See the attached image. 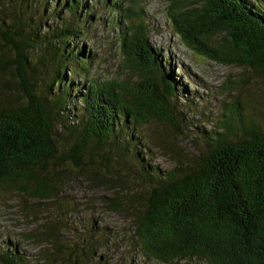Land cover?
<instances>
[{
    "label": "trees",
    "instance_id": "trees-1",
    "mask_svg": "<svg viewBox=\"0 0 264 264\" xmlns=\"http://www.w3.org/2000/svg\"><path fill=\"white\" fill-rule=\"evenodd\" d=\"M104 2L115 12L120 9L121 0ZM169 2L177 34L192 51L214 63L264 72V0H201L197 8L181 0ZM48 3L52 1L33 0L26 5L23 20L21 11L0 2V51H13L0 53V72L10 70L13 78L0 80V185L8 183L32 199L49 200L57 185L48 167L65 157L57 154L61 126L75 139L66 159L80 161L89 153V158L95 156L101 165H109L117 153L138 166L146 184L115 191L106 202L113 213H130L132 239L147 260L264 264L262 129L232 113L213 130L189 122L184 111L199 95L176 76L170 58L162 59L150 47L134 9L136 2L122 11L125 26L117 32L123 68L139 72L141 83H86L94 55L74 39L87 34L86 24L94 15L86 11L93 13L100 3L55 1L52 13L57 7L66 8L77 22L75 29L59 17L63 22L58 26L56 17H48L45 10L42 15L50 18L48 24L36 22L39 5ZM133 21L137 23L127 24ZM221 33L226 35L223 41L213 42ZM13 82L19 93L10 98L6 93ZM154 120L177 135L195 128L206 148L170 170L150 166L151 152L137 130ZM139 147H146L145 151ZM61 233L56 230V237ZM0 243L6 246H1L3 262H24L15 245ZM79 249L76 252L84 256L94 252L92 244ZM44 261L50 264V259Z\"/></svg>",
    "mask_w": 264,
    "mask_h": 264
},
{
    "label": "rangeland",
    "instance_id": "rangeland-1",
    "mask_svg": "<svg viewBox=\"0 0 264 264\" xmlns=\"http://www.w3.org/2000/svg\"><path fill=\"white\" fill-rule=\"evenodd\" d=\"M32 1L0 0L2 4L12 6L16 13L21 11L23 20L27 19L24 15L28 12L26 5ZM51 1L39 5L36 22L48 24V17L51 16L56 17L55 24L58 26L63 22L61 19H64L75 29L77 22L73 21L68 10L57 7L52 13L56 0ZM95 1L100 4L96 5L93 13L86 11L88 15H94L86 24L87 34L74 39L78 46L84 45L94 55L86 83H141L139 72L123 68L117 32V29L125 26V13L122 17V11L136 2L134 9L139 12L145 26L150 47L162 59L170 58L176 76L189 91L199 95L194 96V105L184 111L189 122L205 131L213 130L232 113L244 122H255L264 133V72L261 69L214 63L192 51L184 38L177 34L172 23L169 0H121L118 4L120 9L116 12L111 5L105 6L104 0ZM181 1L185 6L196 8L201 2ZM83 2L90 4V0ZM112 2L108 0L109 4ZM43 10L49 14L48 17L42 15ZM131 23L137 22L127 24ZM225 36V33L218 34L213 42L220 43ZM3 52L12 55L13 51L2 48L0 53ZM9 72H0V80L12 82ZM72 78L77 80L76 77ZM18 89L13 82L6 94H10L11 98L19 93ZM57 129V154L61 153L65 157L48 167L57 185L56 192L49 200H39L21 194L8 183L0 185V241L6 240L16 246L17 254L24 258V262L18 264H44L45 259H50V264H157L147 260L132 239L133 221L130 213H113L107 208L106 200L114 197L115 191L121 192L128 187L135 189L146 184L139 177L138 166L130 161V157L124 158L117 153L116 160L109 165L107 162L101 165L95 156L89 158V153H85L80 161L72 158L68 160L66 154L75 139L61 126ZM137 131L151 152L149 165L157 166L160 170L184 165L206 148L203 139L198 137V131L192 127L183 129L184 136L177 135L169 126L154 120L138 127ZM238 133L240 136L241 132ZM145 148L139 147L141 152ZM104 177L114 181L110 183ZM56 230L62 231L58 238ZM38 233L45 235L38 238ZM89 244L94 247L93 253L84 256L76 252ZM1 246L6 247L0 243V264H6L2 260L4 248Z\"/></svg>",
    "mask_w": 264,
    "mask_h": 264
}]
</instances>
